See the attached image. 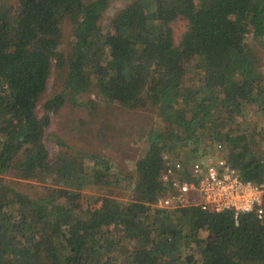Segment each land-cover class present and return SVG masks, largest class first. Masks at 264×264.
<instances>
[{
    "label": "trees",
    "instance_id": "1",
    "mask_svg": "<svg viewBox=\"0 0 264 264\" xmlns=\"http://www.w3.org/2000/svg\"><path fill=\"white\" fill-rule=\"evenodd\" d=\"M109 2L0 0V264H264V215L156 205L164 152L187 166L215 149L264 181V73L248 42L264 46V0H128L103 23ZM89 92L157 106L132 172L70 148L50 157V115ZM93 180L132 194L75 207L71 190Z\"/></svg>",
    "mask_w": 264,
    "mask_h": 264
},
{
    "label": "rangeland",
    "instance_id": "2",
    "mask_svg": "<svg viewBox=\"0 0 264 264\" xmlns=\"http://www.w3.org/2000/svg\"><path fill=\"white\" fill-rule=\"evenodd\" d=\"M126 1L128 0H110L103 12L101 22L104 23L117 16ZM170 25L177 43L186 29L187 21L177 18ZM69 33L70 28L65 25L63 41L67 39ZM248 42L264 73V46L251 37L248 38ZM53 78L54 75L49 77L46 91L38 101L36 112L39 116L43 112L41 104L52 90ZM88 100L94 103L93 106L88 103ZM252 118L255 119L254 116ZM158 123L161 124L157 122V106L154 104L148 103L143 107L127 108L116 102L104 101L93 92H89L81 94L75 101L67 98L63 106L50 115V123L45 128L43 141L50 157H55L62 148H70L73 153H97L110 159L115 167L122 169V172L130 173L134 168L135 160L142 152L144 132ZM256 123L257 121H252L253 125ZM61 143L68 147L62 146ZM262 146L261 149L264 151V141ZM167 154L183 156L178 151H171ZM130 190L126 191L103 184L101 186V183L93 180L80 190H71L70 200L75 207L80 208L84 203L88 204V199L103 194V192L127 200L130 198L129 194H132ZM99 205L100 202L90 204L92 207Z\"/></svg>",
    "mask_w": 264,
    "mask_h": 264
},
{
    "label": "built area",
    "instance_id": "3",
    "mask_svg": "<svg viewBox=\"0 0 264 264\" xmlns=\"http://www.w3.org/2000/svg\"><path fill=\"white\" fill-rule=\"evenodd\" d=\"M167 153L161 156V180L168 189L158 198V207H199L232 211L234 217L250 213L263 218L264 181L242 179L215 149L187 166L182 157Z\"/></svg>",
    "mask_w": 264,
    "mask_h": 264
}]
</instances>
